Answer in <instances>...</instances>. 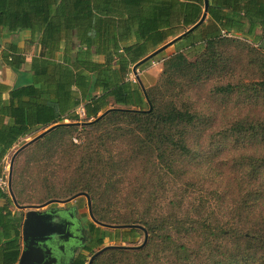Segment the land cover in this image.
Masks as SVG:
<instances>
[{
	"label": "trees",
	"instance_id": "trees-1",
	"mask_svg": "<svg viewBox=\"0 0 264 264\" xmlns=\"http://www.w3.org/2000/svg\"><path fill=\"white\" fill-rule=\"evenodd\" d=\"M208 2L198 23L204 0H0V66L14 74L0 80V175L18 145L19 205L87 193L93 220L69 264L144 231L91 264H264V0ZM172 39L155 84L128 77ZM22 159L44 173L36 198ZM0 211V264H16L21 216Z\"/></svg>",
	"mask_w": 264,
	"mask_h": 264
},
{
	"label": "water",
	"instance_id": "water-1",
	"mask_svg": "<svg viewBox=\"0 0 264 264\" xmlns=\"http://www.w3.org/2000/svg\"><path fill=\"white\" fill-rule=\"evenodd\" d=\"M209 2L208 0H204V10L203 14L198 21V23H201L205 18L207 14V8H208ZM197 23V24H198ZM180 36V35H179ZM179 36L175 37L178 38ZM174 38V39H175ZM174 39L170 40L169 42L163 44L162 46L156 48L154 51L149 53L147 56L142 58L139 62H137L134 67H133V72L136 70V66L153 55L159 53L161 50L166 48L168 44H170ZM259 47L264 50V38L261 40L259 43ZM136 79L138 82L141 83V80L139 77L136 75ZM143 87V86H142ZM47 130V129H46ZM45 130V131H46ZM43 132L38 134L36 137L40 136ZM17 154V150L14 152V154L11 157L10 164H9V169H8V174H7V180H8V192L10 193L14 204L20 208H26L25 216L23 219L22 223V231H21V238H22V250L20 257L18 259L17 264H52L53 262L57 261L56 257H51V249L48 247V244L52 243L53 235H54V226L50 220L53 210H41L40 208L50 204V203H64L66 201H70L78 196H85L86 197V203H87V208H88V214L93 220V217L91 215V210H90V199L87 193L85 192H80L77 193L69 198L66 199H49L46 202L40 203V204H29V205H19L11 191V171H12V166H13V161L14 158ZM128 226H136L138 228H143L140 225H128ZM112 227H117V226H112ZM147 232L144 231V241L146 239ZM144 243V242H143ZM111 245H106L94 252L91 257L89 258V261L87 264H91L93 259L100 254L102 251H104L107 247H110ZM50 257V258H49Z\"/></svg>",
	"mask_w": 264,
	"mask_h": 264
},
{
	"label": "rangeland",
	"instance_id": "rangeland-1",
	"mask_svg": "<svg viewBox=\"0 0 264 264\" xmlns=\"http://www.w3.org/2000/svg\"><path fill=\"white\" fill-rule=\"evenodd\" d=\"M30 37V34L28 31H22L18 33L17 35L13 36L12 38H16L19 43L21 44V47L23 48L26 59L30 61L31 56L36 52V46L31 45L27 42L28 38ZM161 46V45H160ZM158 48V47H157ZM178 49V45L171 44L168 45L166 48H164L162 51H160L157 55L152 57L148 60L146 64L141 66L140 68L136 69L135 72L129 73L128 77L131 79H135L136 75L141 80V83L145 86H151L156 83L157 79L160 76V73L162 71L163 65L162 61L175 53V51ZM192 57V56H190ZM209 83L206 84L203 88L197 90L200 94L207 93L209 89ZM239 93L241 94V89H239ZM211 106L214 105V103L210 104ZM75 142L79 143L80 140L78 138L74 139ZM23 160H21V165L18 166V173L22 174V179L26 181V193H30L35 198L37 196L41 195L42 189V182H41V176L44 174L41 170V166L38 164L33 163L32 166V172H30L29 168L28 170L23 165ZM17 173V174H18ZM8 174V169H7ZM24 181V182H25ZM39 203V202H37ZM36 204V203H35ZM63 206V204H61ZM66 206H74L75 207V215L80 214L81 215V224L82 226L86 227L88 220H91L89 214H88V208L86 203V197L81 195L78 196L72 200H70ZM114 230V228H109ZM143 232L138 234V237L135 240H129V239H121V238H115V239H109L105 238L104 244L99 246L98 248H101L106 245H114V244H120V245H138L143 240ZM97 248V249H98Z\"/></svg>",
	"mask_w": 264,
	"mask_h": 264
},
{
	"label": "flooded vegetation",
	"instance_id": "flooded-vegetation-1",
	"mask_svg": "<svg viewBox=\"0 0 264 264\" xmlns=\"http://www.w3.org/2000/svg\"><path fill=\"white\" fill-rule=\"evenodd\" d=\"M68 202L50 203L40 208L53 210L50 220L54 235L48 247L52 251L50 256L56 257L57 261L52 264H69L87 239V228L81 224V215H75V207L66 206Z\"/></svg>",
	"mask_w": 264,
	"mask_h": 264
},
{
	"label": "crops",
	"instance_id": "crops-1",
	"mask_svg": "<svg viewBox=\"0 0 264 264\" xmlns=\"http://www.w3.org/2000/svg\"><path fill=\"white\" fill-rule=\"evenodd\" d=\"M19 46L21 47V44L18 43ZM31 59V58H30ZM27 63H29L30 61L27 60ZM0 80L11 86L14 82V74L6 67V66H0ZM30 140V138H26L25 141H28ZM18 149V145H14L13 147H11L8 152L4 155L3 157V161H4V172L7 171V169H9V164H10V160H11V157L12 155L14 154V152ZM4 192H7L10 196V199H12L10 193L8 191H4ZM6 208V211L9 212L10 216L11 217H19L21 216V220H20V227H19V230H20V244H21V249H20V254H21V250H22V238H21V231H22V223H23V219H24V216H25V212H26V208H23V209H20L18 208L14 202H13V199L11 201H8L7 199H4V198H0V209L1 208ZM1 212V211H0ZM2 213H5V211H3ZM20 257V255H19ZM19 259V258H18ZM18 262V261H17ZM17 264V263H16Z\"/></svg>",
	"mask_w": 264,
	"mask_h": 264
},
{
	"label": "built area",
	"instance_id": "built-area-1",
	"mask_svg": "<svg viewBox=\"0 0 264 264\" xmlns=\"http://www.w3.org/2000/svg\"><path fill=\"white\" fill-rule=\"evenodd\" d=\"M227 35H230V34L227 33ZM78 112L80 113V115L82 116L84 115L82 107L78 108ZM0 189L2 191H8L7 171L3 173L2 175H0Z\"/></svg>",
	"mask_w": 264,
	"mask_h": 264
}]
</instances>
